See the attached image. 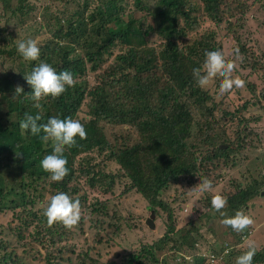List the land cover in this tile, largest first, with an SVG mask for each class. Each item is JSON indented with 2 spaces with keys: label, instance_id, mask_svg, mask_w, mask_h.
<instances>
[{
  "label": "trees",
  "instance_id": "1",
  "mask_svg": "<svg viewBox=\"0 0 264 264\" xmlns=\"http://www.w3.org/2000/svg\"><path fill=\"white\" fill-rule=\"evenodd\" d=\"M0 1V18L8 14L20 27L25 26L28 18L30 23L35 21L36 9L29 0H13V4ZM57 1L66 3V0ZM125 1L97 0V6L86 16L82 10L63 16L62 12H51L50 6L40 5L37 14L40 18L35 23L39 29L49 30L51 36L37 40L40 48L37 61L22 60L17 47L9 44L11 36L6 34L7 42L3 35L7 21L0 26V214L13 215L14 222L4 230L16 243L6 244L0 239V264H32L28 262L36 258L41 264H98L88 251L76 253L72 248L77 249L71 240L75 229L82 232L83 219L72 230L61 224L49 227L39 207L42 195L36 190L47 188L50 197L64 192L73 200L79 199L83 214L92 216L89 221L101 231L117 228V219L114 214L108 217L103 204L97 200L85 204L83 188L95 189L101 194L113 193L121 177L125 181L121 193L133 190L147 202L153 215L160 210L167 221L157 241L127 254L121 264H211L209 255H217L210 243L203 248L206 254H199L200 248L190 238L195 229L174 230L171 211L159 200V193L171 184L189 186L193 180L211 175L218 165L226 167L244 147L240 145L246 135L243 130H247L244 124L252 118L239 116V110L245 111L255 100L264 98V55L253 59L244 44H239L241 38L230 32L241 29L233 23L242 20L247 6L244 0H133L145 15L134 19L129 13L120 23L124 13L118 5ZM236 16L231 23L229 20ZM205 19L215 26L223 23L227 32L233 34L232 39L237 42L233 53L239 49L243 57L237 69H248V76L261 79V97L252 96V101L243 102L232 113L223 104L228 94L215 102L193 77L194 68L202 69L206 52L220 51L211 30L198 32ZM188 34L196 38L187 37ZM116 46L119 52L109 63L107 60ZM41 62L51 65L57 73L70 71L76 80L75 86L58 99L48 97L47 101H41L42 110L34 107L31 86L24 78ZM236 72L241 78L242 73ZM89 73L93 74L91 84L86 80ZM220 83L219 79L213 81L214 95H218ZM17 86L24 91L12 99ZM247 86L250 92L255 89L252 84ZM231 92L237 94L235 90ZM217 111L238 126L236 133H242V137L236 143L226 138L225 130L221 136L213 132L214 123L209 121L213 122ZM26 113L39 114L38 123H46L51 117L73 118L85 126L87 138L77 137V146L64 153L69 174L62 182L51 181L40 166L44 156L52 153L51 142L44 143L42 133L22 134L19 123ZM91 153L102 159L96 163L89 156ZM110 162L117 167L115 174L106 168ZM259 185L254 179L244 186L229 183L231 190L220 193L228 201L224 210L227 215L250 212L248 204L260 194ZM213 196L204 199L207 216L214 210ZM106 219L114 223H106ZM28 228L32 230L27 231ZM26 231L28 242L23 235ZM96 238L93 245L102 241ZM35 244L45 250L41 257L34 255L31 245ZM70 246V249L64 248ZM48 247L52 248L49 252ZM163 250L169 254L158 261L155 252ZM232 252L228 251V256ZM66 253L74 257H66ZM252 264H264V246L256 252Z\"/></svg>",
  "mask_w": 264,
  "mask_h": 264
},
{
  "label": "rangeland",
  "instance_id": "2",
  "mask_svg": "<svg viewBox=\"0 0 264 264\" xmlns=\"http://www.w3.org/2000/svg\"><path fill=\"white\" fill-rule=\"evenodd\" d=\"M7 1L13 4V0ZM29 1L34 4L36 9V11H34V22L30 23L29 20L31 19L28 18L25 26L20 27L15 23L16 20L14 18H9L8 14L0 18V26L3 25L4 21H7L3 35L6 37L7 42L8 35L11 36L10 45L13 44L17 47L18 41H25L28 39L42 41L43 39L50 38L51 32L47 29H39L38 25L35 23L38 22L40 18V16L37 15L40 5L50 6L51 12H62L63 16L74 13L77 10H82L86 16L97 6V0H66L65 4L57 0H54L52 3V0H44V2L43 0H39L38 2L36 0ZM244 1L247 6V11L242 20L238 19L233 23V21L237 19V16L229 20L231 23L237 25L238 28L241 27V29L238 30L235 28V30L230 32L235 33L241 38L239 44H244L245 48L251 52L250 56L256 60L259 58L258 56L264 55V0ZM151 3L152 2L149 1V5H152ZM261 3H263V6H261ZM1 6L2 3L0 1V13L2 11ZM118 6L121 8V12L123 10L124 13L123 16H120V23L126 20L129 13H131L134 19L145 15L144 12L136 8L133 4V0H126ZM26 26H29V29H26ZM206 29L213 32L215 42L220 51L225 55V58L234 60L235 55L233 52L237 47V42L235 43L233 41V34L227 32L225 25L221 23L215 26L213 22L205 19L201 23L198 32L201 33ZM187 37H191L192 39L196 38L193 34H188ZM1 45L2 43L0 42V46ZM7 46L10 47L8 44ZM118 52L119 49L116 46L112 51L111 57H109L107 61L112 63ZM238 61L239 60L236 61L237 67ZM259 62H262V60H259ZM242 70L243 71L236 69L238 73H242L241 79L246 81V87L244 89H234L237 91V94L230 92L227 93L228 96L224 98L223 104L227 106L226 111L229 113H232L235 109H240L243 102L252 101V96L261 97V79L248 76V69ZM236 71L232 74L233 77L238 76ZM92 76V73L86 76V80L89 84L93 81ZM247 84L254 85L255 89L250 92L247 88ZM213 90V83L206 88L208 94L214 97L215 102H220L222 96L214 95L212 93ZM255 101L256 102L252 106L248 105L245 111L239 110L240 113H238V115L243 118H252V121H248L247 124H244L247 130H243L244 133L246 132V135L245 139L240 142V145H244V147L238 150L239 156H235L232 162L226 164V167L218 165L211 175L195 179L189 186L186 183L171 184L166 191L159 193V200L171 211V223L173 224L174 230L182 229V232H185L189 229H195L190 236L193 244H196L197 248H200L199 254H204L203 248L206 247V244L210 243L212 248L217 252L216 256L211 254L214 256L216 264H235L237 254L241 255L247 251V247L244 243L245 238L256 243L257 251H260L264 246V187H262L264 184V98ZM252 103L253 102H251V104ZM81 115H83V113ZM254 119H257V121H253ZM209 122L214 123L212 129L216 135L218 134L221 136L222 132L225 130L226 138L233 144L242 137V133H236L238 129L236 123L228 122L222 117L219 111L215 112L213 122L212 120ZM241 126L243 129V124H241ZM194 131L193 128V132ZM208 133L207 131L206 136ZM208 138L211 139V137ZM89 156L96 161V163L102 159V157L96 153H91ZM112 164V162L107 163L106 168H108L110 173L115 174L117 167ZM212 177H216V179L211 180ZM205 178L213 182L214 191L201 193L195 188L199 185L200 181ZM253 179L260 182V194L249 202L248 210H250V212L245 213V215H248L254 221L251 227L246 229L243 233H237L221 223V219L224 217H221L215 210L211 211L212 215L210 213H208L209 216L206 215L208 211L203 209L205 198L230 191L231 189L228 187V184L231 182L244 186L251 183ZM124 182V179L121 177L114 187L113 193L101 194L95 189L89 191L83 188V192L86 196L85 204L97 200L103 204V208H105L108 217L114 214L117 219V221H115L117 228L98 231L93 226V222L89 221L92 216L86 213L82 216V232L75 229L73 233L71 243L77 247V249L72 247L74 251L76 253L80 250L88 251L92 258L98 260V264H121L127 254L135 253L140 247L148 246L157 241L159 237L162 236L165 231V226L167 225L165 213L158 210L156 214H154L152 221L153 229H148L144 225V220L148 218L150 212L147 208V202L133 190L121 193ZM36 191H39L42 195L40 200L47 204L50 198L47 188L46 191L43 188H37ZM214 214H216L217 217ZM13 222V215L9 213L0 214V239L6 244H16L15 241L11 239V234L7 230H4V227H7V225ZM106 223L112 224L114 221L106 219ZM31 230L32 228L27 229V231ZM27 231L24 232L23 235L28 242L29 237L27 236ZM95 236L97 238L100 237L102 241L99 244L96 243L93 245ZM103 239H105L106 242H104ZM43 244L46 245L47 242H43ZM36 245L38 244L31 245L34 248V255L36 257H41L45 250L43 247ZM55 245L63 247L60 244ZM64 248L70 249L71 246ZM227 248L234 251L232 253H236V255L233 256L232 254L228 256L229 254H227V252L230 250H226ZM51 249V247H48V252L51 251ZM17 253L20 254L19 248L17 249ZM166 254H169V251L168 253L165 252V250L162 252H155V257L160 261L162 258H165ZM66 255V257H74L69 253H66ZM187 260H189V257H187ZM28 263L41 264L38 258ZM144 264L150 263L145 262Z\"/></svg>",
  "mask_w": 264,
  "mask_h": 264
},
{
  "label": "clouds",
  "instance_id": "3",
  "mask_svg": "<svg viewBox=\"0 0 264 264\" xmlns=\"http://www.w3.org/2000/svg\"><path fill=\"white\" fill-rule=\"evenodd\" d=\"M17 52L25 61H37L40 59V48L36 40L28 39L18 41ZM206 59L203 67L193 69V77L201 89H206L213 81L219 79L221 83L218 88V95L223 96L234 89H244L246 81L239 76L233 77L237 69L236 61H242V54L239 49L235 50V59L229 60L225 55L217 50L205 53ZM27 84L31 86V99L35 102L34 107L42 110L41 101H47L48 97L52 100L58 99L68 88L74 87L76 80L70 71L57 73L48 63L41 62L36 66L30 75L24 77ZM23 88L17 86L12 99H17L22 93ZM41 120L39 114H25V117L19 123V128L23 132L30 131L32 135H41L44 143L51 142L52 153L45 155L40 162L41 168L49 174V179L53 182H62L69 174L67 168V159L64 158L66 149L77 146V137L79 140L87 138L85 126L78 119L65 118L60 119L51 117L46 123H38ZM199 192L214 191L213 182L207 178L200 181L195 187ZM228 201L223 195H214L211 200V207L219 213L221 223L230 227L237 233H243L254 223L253 219L245 215L243 211H237L234 216L229 217L224 209L227 208ZM39 207L43 210V215L47 219V224L52 227L61 224L68 230L78 227L82 220L83 209L79 199L73 200L68 194L58 192L48 199L47 204L41 202ZM247 251L236 257L235 264H252L256 255V243L245 238ZM211 264H216L215 258Z\"/></svg>",
  "mask_w": 264,
  "mask_h": 264
},
{
  "label": "water",
  "instance_id": "4",
  "mask_svg": "<svg viewBox=\"0 0 264 264\" xmlns=\"http://www.w3.org/2000/svg\"><path fill=\"white\" fill-rule=\"evenodd\" d=\"M153 218H154V215L152 214V212H150L148 218L144 220V225L148 229H153V222H152Z\"/></svg>",
  "mask_w": 264,
  "mask_h": 264
},
{
  "label": "built area",
  "instance_id": "5",
  "mask_svg": "<svg viewBox=\"0 0 264 264\" xmlns=\"http://www.w3.org/2000/svg\"><path fill=\"white\" fill-rule=\"evenodd\" d=\"M227 250V249H226ZM214 258V256L213 255H210L209 256V260H210V262H212V259Z\"/></svg>",
  "mask_w": 264,
  "mask_h": 264
}]
</instances>
